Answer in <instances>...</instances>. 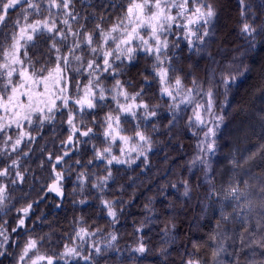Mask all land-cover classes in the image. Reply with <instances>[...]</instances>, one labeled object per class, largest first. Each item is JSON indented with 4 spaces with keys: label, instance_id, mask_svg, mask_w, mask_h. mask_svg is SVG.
Instances as JSON below:
<instances>
[{
    "label": "snow or ice",
    "instance_id": "obj_1",
    "mask_svg": "<svg viewBox=\"0 0 264 264\" xmlns=\"http://www.w3.org/2000/svg\"><path fill=\"white\" fill-rule=\"evenodd\" d=\"M238 4L240 34L254 47L256 37L264 36V17L253 11L248 0H238ZM259 6L264 8V0ZM96 7L105 8V4L94 5L92 0H0V258H10L12 264H95L93 253L99 255L101 249L93 242L86 254L83 245L102 229L91 230L81 217L68 237L80 243H65L63 251L49 255L42 253L41 247L50 241V234L38 233L42 217H33L49 193L63 198V182L75 174L79 191L83 193L86 187L95 190L110 222L118 223V211L123 209L117 210L116 205L123 201L103 198L109 182H115L113 168L130 166L141 156L146 162L153 144L149 129L158 130L153 121L160 105L151 102L153 97L143 86L130 78L121 79L141 54L152 60L151 80L144 76L142 83L149 89L152 81L158 85L160 99L168 101L167 109L173 114L170 124L180 111L191 110L187 126L196 129L193 135L199 139L191 163L202 165L206 177L212 172L211 157L216 154L217 133L225 119L214 110L215 89L223 85L226 94L243 72L240 65L228 63L220 69L218 84L212 79L205 87L193 78L188 87L179 74L183 69L174 63L173 49L184 41L189 51L199 53L197 45H204L212 35L209 26L217 17L214 4L211 0H106L104 13H98ZM117 8L121 9L119 15L109 11ZM56 125L66 135L56 151L40 150L44 160L39 167L43 169L47 162L51 181L43 184L27 161L34 151L32 146L44 139L45 129L55 132ZM89 152L90 157L76 158ZM132 153H136L135 159ZM231 163L238 167L235 160ZM35 183L41 187L32 199ZM184 185L187 196V181ZM246 188L232 183L223 196L213 190L209 198L222 199L229 207L235 204L231 214L221 212L225 224L237 214L244 220L246 213L258 207L260 221L251 225L252 239H241L238 246L234 243L230 259L232 264H241L239 256L243 254L244 264H264V187L258 191V204ZM21 201L24 203L17 207ZM74 203L87 204V200ZM13 212L15 226L9 232L5 217ZM220 235L216 232L209 237L216 240L211 264H217L218 257L227 251L218 239ZM109 237L107 246L111 247L117 235L109 233ZM198 248L194 242L193 251L185 254L181 264H210L208 259L198 258ZM135 251H148L142 238Z\"/></svg>",
    "mask_w": 264,
    "mask_h": 264
},
{
    "label": "trees",
    "instance_id": "obj_2",
    "mask_svg": "<svg viewBox=\"0 0 264 264\" xmlns=\"http://www.w3.org/2000/svg\"><path fill=\"white\" fill-rule=\"evenodd\" d=\"M120 2L121 0H117V3ZM211 2L217 9V17L213 25L209 26L212 35L206 38L204 45H197L199 53L189 51L186 42L180 41L179 47L173 49V59L177 68L183 69L179 74L188 87L192 86L193 78L204 83L205 87V82L212 79L218 84L221 67L228 63L241 66L243 74L237 75L226 94L223 85L215 89L214 110L222 113L225 119L217 133L216 154L211 157L212 172L206 177L202 165L191 163L197 155L196 145L199 143L198 137L193 135L196 129L187 126L191 110L180 111L174 124H170L173 114L167 109L168 101L160 99L158 85L152 81L149 89L148 85L142 83L144 76L151 80L152 60L141 54L134 66L128 67L126 77L121 79L130 78L134 84L143 86L149 96L153 97L151 102L160 105L158 117L153 121L158 130L151 132L149 129L153 144L146 162L141 156L130 166L117 165L113 168L116 179L114 183L109 182L103 198L123 201V204L116 205L117 210L123 209L122 212L118 211V223L110 222L95 190L86 187L83 193L79 191L73 174L63 182V198L49 193L39 207L35 208L33 219L42 217L36 231L50 234V241L41 247L42 253L55 255L63 251L65 243L79 244V241L68 237L79 226L74 222L81 217L86 221L84 226H91V230L102 229L101 233L83 245L86 254L91 251L90 245L93 242L101 249L99 255L93 253L95 264H181L185 254L193 251L194 242L199 245L198 258L208 259L211 264V252L216 247V240H210L209 237L216 232L221 234L218 239L227 249L218 257L217 264H232L230 254L235 250L232 245L235 243L238 246L241 239H252L251 225L260 221L258 207H254L251 213H246L244 220L237 214L225 224L221 219V212L231 214L235 204L229 207L222 199L209 198V193L215 190L223 196V190L229 184L238 182L245 189L244 182H247L246 191L253 193L250 199L258 204V191L264 187V36H257L255 46L250 47L247 38L241 36L239 31L238 0ZM248 2L258 16L264 17V8L259 6L260 0ZM92 3L105 4L106 8V0H92ZM77 8H80L79 4ZM105 8L96 7L95 10L104 13ZM109 11L119 15L121 9ZM29 53H32L31 48ZM240 53L244 55L241 56ZM245 66L247 70H244ZM221 105H224L222 109ZM65 135L66 132L59 125L55 126V132L46 128L44 139H38L32 146L34 151L27 165L43 184L51 181L48 179L47 162H44L43 169L39 167L44 160L40 150L56 151L59 140ZM232 135L238 138L235 142ZM254 147L258 148L253 152L249 151ZM114 152L120 155L115 149ZM90 156L89 152L86 157L76 158ZM250 156L253 158L248 159ZM135 157L136 153H132V158ZM233 160L238 163V167H233ZM98 174L102 175L103 172L98 170ZM185 181L189 188L187 196L184 195ZM41 183L34 184L35 190L30 193L32 199L37 198ZM29 184L32 185L33 182L29 180ZM24 191L28 192L29 187L25 186ZM82 199H86L87 204L74 203ZM23 203L21 201L16 206L20 207ZM14 216L13 212L5 217L9 221V232L15 226ZM173 224L174 228L171 227ZM142 225L143 231L137 232L136 229ZM109 233L117 235V240L112 242L111 247L107 246ZM141 238L148 248L143 254L135 251ZM9 251L14 249L10 248ZM239 259L244 264L246 258L243 254ZM0 264H12V260L0 258Z\"/></svg>",
    "mask_w": 264,
    "mask_h": 264
},
{
    "label": "rangeland",
    "instance_id": "obj_3",
    "mask_svg": "<svg viewBox=\"0 0 264 264\" xmlns=\"http://www.w3.org/2000/svg\"><path fill=\"white\" fill-rule=\"evenodd\" d=\"M231 137H232L233 142H235V141L238 139L235 135H232ZM256 139H259V140H260V138H258V137H257ZM230 146L233 147V145H231V144H230ZM257 148H258V147H254V148L250 149L249 151H252V152H253V151H255ZM246 155H247V154H246ZM54 194H55V193H54ZM55 195H56V194H55Z\"/></svg>",
    "mask_w": 264,
    "mask_h": 264
}]
</instances>
